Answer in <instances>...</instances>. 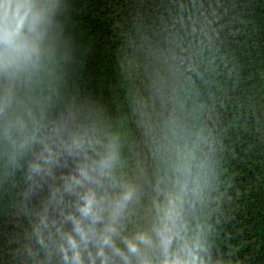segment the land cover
Returning a JSON list of instances; mask_svg holds the SVG:
<instances>
[{
  "label": "clouds",
  "instance_id": "9594fccd",
  "mask_svg": "<svg viewBox=\"0 0 264 264\" xmlns=\"http://www.w3.org/2000/svg\"><path fill=\"white\" fill-rule=\"evenodd\" d=\"M61 0H0V209L9 264H230L206 218L215 163L191 112L144 114L155 173L140 177L120 135L63 88Z\"/></svg>",
  "mask_w": 264,
  "mask_h": 264
},
{
  "label": "trees",
  "instance_id": "16d2710c",
  "mask_svg": "<svg viewBox=\"0 0 264 264\" xmlns=\"http://www.w3.org/2000/svg\"><path fill=\"white\" fill-rule=\"evenodd\" d=\"M63 88L120 135L146 216L155 162L143 128L191 112L215 178L206 218L217 256L264 264V0H61ZM10 223L0 209V264Z\"/></svg>",
  "mask_w": 264,
  "mask_h": 264
}]
</instances>
